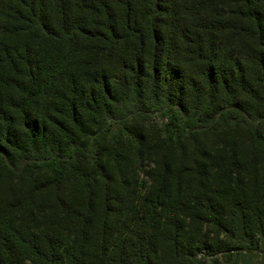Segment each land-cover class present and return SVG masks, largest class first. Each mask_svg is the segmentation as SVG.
<instances>
[{
	"label": "trees",
	"instance_id": "1",
	"mask_svg": "<svg viewBox=\"0 0 264 264\" xmlns=\"http://www.w3.org/2000/svg\"><path fill=\"white\" fill-rule=\"evenodd\" d=\"M254 254L264 0H0V264Z\"/></svg>",
	"mask_w": 264,
	"mask_h": 264
},
{
	"label": "rangeland",
	"instance_id": "2",
	"mask_svg": "<svg viewBox=\"0 0 264 264\" xmlns=\"http://www.w3.org/2000/svg\"><path fill=\"white\" fill-rule=\"evenodd\" d=\"M81 111L82 110V106L79 108ZM167 122V117L165 116H160L159 114H153L152 117L149 120H145L143 127H145L144 129H146L148 126L153 127L154 129L158 130V129H162L164 126V124ZM114 132V131H113ZM112 132V133H113ZM242 134H239V145L241 150H243V152H247V147L246 144L243 145L242 142ZM153 167V165L151 164H144V166L142 165L140 170L138 171V177L140 181H147L148 182V177L146 175L147 169L150 167ZM47 182V181H45ZM24 183H26V181H24ZM44 183V182H43ZM83 185L78 183L76 185V182H72L70 184L65 185L62 190L61 193L63 194V196L68 197V196H74V197H78L79 200H83L84 199V190H83ZM140 191L143 192V190H141L140 187ZM56 197L55 191L53 189H47L42 191V194H38L37 198L42 199L44 202H48L51 201L52 199H54ZM263 254V253H261ZM264 256V255H263ZM225 264V263H223ZM238 264H264V258L257 256L256 254L252 255V256H248L246 255V257H240L238 260Z\"/></svg>",
	"mask_w": 264,
	"mask_h": 264
}]
</instances>
